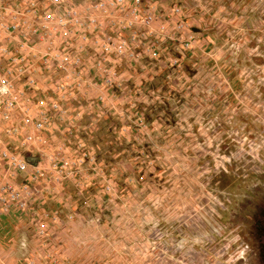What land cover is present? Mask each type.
<instances>
[{
    "label": "rangeland",
    "instance_id": "1",
    "mask_svg": "<svg viewBox=\"0 0 264 264\" xmlns=\"http://www.w3.org/2000/svg\"><path fill=\"white\" fill-rule=\"evenodd\" d=\"M121 4L16 77L64 191L16 264H264V0Z\"/></svg>",
    "mask_w": 264,
    "mask_h": 264
},
{
    "label": "built area",
    "instance_id": "2",
    "mask_svg": "<svg viewBox=\"0 0 264 264\" xmlns=\"http://www.w3.org/2000/svg\"><path fill=\"white\" fill-rule=\"evenodd\" d=\"M67 0H52L54 6L61 9V15L56 13H31L30 10L18 11L17 9L6 11L7 16L12 14V18L15 19L13 23L2 24L0 26V40L2 37L1 32L14 33L20 28L30 27V21L28 18L36 17V21L39 25L40 31H46L50 23L54 24L56 28L65 30V35L70 33L77 34V39H86L88 29L95 28L96 22L91 24L90 21L85 19L79 14V12L72 7L68 6ZM122 5V0H105L95 4L94 9L106 13V8L109 9L110 5L114 3ZM113 3V4H112ZM3 12V10H1ZM30 14V15H29ZM29 18V19H30ZM132 18L138 20L137 11L132 13ZM150 17L147 16L144 19V23L149 21ZM89 22V23H87ZM97 27V26H96ZM55 31L56 29L53 28ZM36 33L33 32V34ZM68 37V36H67ZM66 39L64 44L68 45ZM32 45L29 39H20L15 54L10 52L7 45H3L0 41V63L6 62V68L4 71H0V122L9 121L13 114H19L20 120L18 126L5 129V135L8 138H15L19 140V146L7 147L0 139V207L6 209L7 205H12L13 208L21 213L29 212V209L34 202L36 196L40 194L39 182L45 178V171L41 168V161L30 164L25 159V154L29 152H40L43 146V137H41V131L45 125V115L43 112V99L39 98V107L37 110L33 109L32 99L24 93V88H18L15 84L17 79H21V75L27 73L29 68L28 62L25 57L20 55V51L23 49H29ZM64 56V54H63ZM45 58H48L46 56ZM68 56L63 57V61L66 63ZM2 68V67H1ZM75 74H73L74 77ZM17 77V79H16ZM73 77H70L73 79ZM69 80V79H67ZM33 82L32 78H28L27 82ZM73 81V80H69ZM45 102V101H44ZM39 153L38 155H40ZM37 155V156H38ZM39 158V156H38ZM53 164V163H51ZM53 169L50 171L54 175L57 173V164L54 163ZM25 174L24 180L20 183H15L18 174ZM56 177L52 179L54 182Z\"/></svg>",
    "mask_w": 264,
    "mask_h": 264
},
{
    "label": "crops",
    "instance_id": "3",
    "mask_svg": "<svg viewBox=\"0 0 264 264\" xmlns=\"http://www.w3.org/2000/svg\"><path fill=\"white\" fill-rule=\"evenodd\" d=\"M101 1L103 0H67L66 3L68 4V6L77 10L79 14L84 19H86V21L92 20L93 18L96 22L95 24H97V26H99L100 28H103L104 24L101 23L103 17V15L101 14H103V12L101 13L99 10L94 9L95 4ZM14 9H17L18 11L30 10V14L35 13V15L37 13L46 12L56 13L58 16L61 15V9L59 7L54 6L52 0H0V25L7 23L10 24L15 21V19L12 18V14H9V16H7L6 13V11H11ZM1 10H3V12ZM106 11L108 12L109 9L106 8ZM29 18V26L33 29L30 30L28 28H20L17 32L14 33L3 32L0 40L3 45H7L9 50L12 52L14 50L16 51L17 44L19 43L20 39H29L30 42H32L31 47L29 49H23L20 51L21 55L25 57L26 62H28V64L30 62H35V66L37 67L38 62V66L44 69L45 66L42 65V58L46 57L47 52L48 55L50 54V56L54 53V48L52 47V44H54L55 46L62 44V42H66V39H70L68 41V44L70 43V41H78L77 34L70 33L65 35L64 29L56 28V26L52 23L49 24L48 29L46 31H40L39 25L36 21V17H32L30 19ZM53 28H55L56 30L54 31ZM35 30L36 33L33 34ZM89 32H91L90 28L88 29L86 36H88ZM70 45H72V42L70 43ZM1 64L2 68H4L7 63L2 62ZM53 66L55 65H53L52 62L51 68L53 69V73L41 72V74L39 75L40 77L35 84L36 88L33 85V91L35 92V94H40L41 90H45L47 87H54L56 81H59V83L65 81L63 79L64 73H60L61 78L56 77L57 70L53 68ZM27 73L31 76L32 67H29L27 69ZM82 77L85 81L89 80V76H86L85 72ZM56 78H58L59 80H57ZM66 82L71 83L73 81L66 80ZM17 87L20 88V84H18ZM19 120V114L15 113L11 116V119H9V121L0 122V139L7 147L11 148L20 145L19 140L15 138H8L5 135V129L18 126ZM42 150L40 152L39 149L38 153H26V161H28V163L30 164H35L34 160L38 159V154L42 153ZM17 176L18 177L16 178L15 183H20L21 180H24L26 175L21 173ZM39 183L40 184L38 187L41 192L38 197L36 196L34 202L32 203L29 209V212H18L13 208L12 205H7L6 209H2V207H0V264H16V259L18 257L24 256L28 253H35L34 247L27 248L24 244H21V230L23 224L26 223L30 225V227H37L43 222L48 223L46 222V219H44L40 214L42 212L44 202L49 199V201L51 200L53 202L60 203L64 199V191H62V189H56L55 191H49L48 189L45 190V182L40 181ZM59 206L61 205H55V207ZM57 223H54L53 225ZM29 233H32L33 236L35 234L34 230H30ZM53 233L54 232H52L51 234Z\"/></svg>",
    "mask_w": 264,
    "mask_h": 264
}]
</instances>
